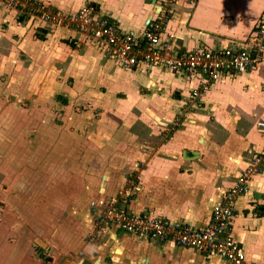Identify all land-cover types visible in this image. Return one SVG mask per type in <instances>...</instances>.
Segmentation results:
<instances>
[{"label": "crops", "instance_id": "0c3cea01", "mask_svg": "<svg viewBox=\"0 0 264 264\" xmlns=\"http://www.w3.org/2000/svg\"><path fill=\"white\" fill-rule=\"evenodd\" d=\"M45 1L64 11H73L87 1L92 2L101 13L117 19L124 29L143 28L153 13L152 0ZM263 9L264 0H197L193 7L187 4L178 7L169 25L177 34L179 48L198 44L221 48L244 41ZM13 19L16 20L12 12L0 8V24ZM17 21L25 23V27L30 26L29 22ZM2 31L0 34L7 32ZM52 32L43 34L42 38L47 39L40 40L46 43L50 40L52 66L58 67L61 77L67 76L73 87H84L89 81L78 71L87 73V59L95 60L89 52V46L93 47L87 43L71 46L63 41L64 35L76 41V32L56 29L53 38L48 39ZM104 61H98L91 73L98 74L97 81L103 88L114 87L121 92L113 94L119 108L116 110L121 118H126V113L133 114L127 118L134 122L129 129L123 126L121 140L117 143L119 148L116 153L110 151L114 161L129 166L125 168L126 175L114 173V181H107L105 187L99 189V196L91 199H114L118 207L130 212L153 213L202 227L210 214L209 199L217 196L218 188H226L232 183L240 161L264 147V133L256 131L258 123L264 122V59L255 69L237 75L241 90L252 94L256 106L249 100L240 104L238 96L228 98L226 93L222 94L223 88L231 85L237 76L230 81L218 82L201 106L187 112L192 121H184L189 124H180L168 138L164 132L166 123L145 116L141 118L145 103L148 105L151 101L147 102L148 91L154 88L157 93V89L163 88L167 93L175 92L174 97L169 93L173 100L170 107L174 108L167 113L170 120L181 112L180 105L187 89L192 87L188 80L167 72L149 79L140 72L122 70L113 61ZM78 94L72 95L76 98ZM137 103L139 106L135 110L133 106ZM168 106H161L156 111L162 109L163 112ZM194 151H197L195 157ZM255 193L264 194V169L252 181L250 192L238 198V216L231 231L241 242L247 259L264 264V198L256 199ZM88 216L87 205L84 211L67 214L56 221L57 228L50 238L45 237L40 243L44 256H35L28 240H16L11 234L2 239V233L0 264H227L219 257L153 241L111 225L95 227Z\"/></svg>", "mask_w": 264, "mask_h": 264}, {"label": "rangeland", "instance_id": "374dc122", "mask_svg": "<svg viewBox=\"0 0 264 264\" xmlns=\"http://www.w3.org/2000/svg\"><path fill=\"white\" fill-rule=\"evenodd\" d=\"M13 21L0 24V30L7 31L0 34V236L3 233L4 239L11 234L16 240H28L34 255L44 256L40 243L50 238L56 221L84 211L91 198L99 196V189L107 181H114V173L126 175L129 166L114 161L110 151L116 153L123 126L129 129L134 121L127 118L133 114L121 118L116 110L119 108L113 94L121 92L114 87L103 88L97 81L98 74L91 73L98 61L109 59L89 46L95 60L87 59V73L78 71L89 82L75 88L67 76L61 77L58 67L52 66L50 40L40 42L44 38L38 37L45 33ZM63 37L64 42L77 45ZM240 83L237 76L222 94L238 96L240 104L249 100L256 106V99L241 90ZM155 91H148L147 102L151 101L145 103L141 118L166 123L168 138L175 130V116L167 119L174 109L170 96L175 92L167 93L163 88ZM166 104L165 111H156ZM178 123L189 124L182 120ZM262 129L264 122L260 121L256 131L264 133Z\"/></svg>", "mask_w": 264, "mask_h": 264}, {"label": "built area", "instance_id": "2783aa9c", "mask_svg": "<svg viewBox=\"0 0 264 264\" xmlns=\"http://www.w3.org/2000/svg\"><path fill=\"white\" fill-rule=\"evenodd\" d=\"M196 2L152 0L153 13L141 29H124L117 19L101 13L89 1L73 11L58 9L45 0H0V8L43 33L56 29L76 32L78 39L73 40L77 45L90 44L122 70L140 72L149 79L162 72L184 76L192 87L187 89L180 105L181 112L172 121L175 129L180 126V120H191L187 112L201 106L215 84L255 69L264 59V9L245 40L238 45L208 48L198 44L179 48L170 20L178 7L186 4L193 7ZM149 84L153 85V82ZM263 169L264 147L240 161L232 183L226 188H218L217 196L209 199L210 214L202 227L153 213L130 212L118 207L114 199H91L88 217L95 227L111 225L153 241L219 257L227 264H259L247 259L231 227L238 216V198L250 192L252 181Z\"/></svg>", "mask_w": 264, "mask_h": 264}, {"label": "water", "instance_id": "95a60500", "mask_svg": "<svg viewBox=\"0 0 264 264\" xmlns=\"http://www.w3.org/2000/svg\"><path fill=\"white\" fill-rule=\"evenodd\" d=\"M195 156H197V151L193 152V157H195ZM193 157H191V158H193ZM254 197L256 199L264 198V194L263 193H255Z\"/></svg>", "mask_w": 264, "mask_h": 264}, {"label": "trees", "instance_id": "16d2710c", "mask_svg": "<svg viewBox=\"0 0 264 264\" xmlns=\"http://www.w3.org/2000/svg\"><path fill=\"white\" fill-rule=\"evenodd\" d=\"M42 36H44V35L43 34L38 35L39 38H42Z\"/></svg>", "mask_w": 264, "mask_h": 264}]
</instances>
